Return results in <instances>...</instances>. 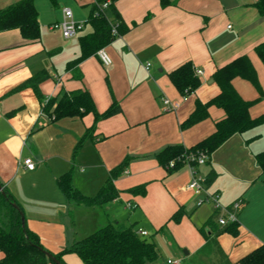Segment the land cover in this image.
Segmentation results:
<instances>
[{"label": "crops", "instance_id": "obj_1", "mask_svg": "<svg viewBox=\"0 0 264 264\" xmlns=\"http://www.w3.org/2000/svg\"><path fill=\"white\" fill-rule=\"evenodd\" d=\"M15 1L0 0V9ZM110 1L127 30L102 47L111 58L108 66L95 51L76 61L81 56L80 37L91 32L88 16L95 0H55L52 8L58 11H52L50 19L45 18L50 0H34L36 40L23 39L18 29L0 31V189L13 195L26 226L50 253L69 247L82 238L81 233H90L86 228L93 231L116 220L146 231L143 238L153 241L157 251L162 245L167 259L206 262L194 254L204 243L199 227L210 218L215 221L212 205H196V195L187 189L184 159L164 166L157 154L170 146L187 149L214 130V123L225 115L214 105L208 107L207 118L186 128L180 124L193 110L195 99L205 102L218 94L212 74L236 57L250 59L260 87L257 90L238 76L231 80L232 86L243 99L253 101L250 117L264 114V62L254 52L264 41V15L255 6L257 0H167L164 6L160 0ZM64 7L85 24L75 37L64 38L50 26L62 17ZM107 10L101 12L114 23ZM71 60L75 64L67 67ZM186 62L203 73L197 75L196 90L182 95L168 74ZM40 71L46 74L39 84L43 99L85 90L97 112L112 99L120 111L107 118L95 119L89 112L53 120L32 88L14 90ZM165 98L169 105L163 103ZM259 152H264V124L233 134L199 168L204 175L214 169L216 176L207 188L216 191L222 203L243 200L235 232L223 231L217 237L232 264H240L244 255L264 244V178L255 159ZM27 157L35 163L32 170L22 165ZM121 162V174L114 181L119 195L102 207L70 203L56 184L60 174L69 172L71 185L92 196ZM141 184L144 194L127 191ZM126 201L134 205L132 209L125 207ZM117 207L126 214L118 216ZM179 207L182 216L171 220ZM62 258L66 264H82L72 254Z\"/></svg>", "mask_w": 264, "mask_h": 264}, {"label": "trees", "instance_id": "obj_2", "mask_svg": "<svg viewBox=\"0 0 264 264\" xmlns=\"http://www.w3.org/2000/svg\"><path fill=\"white\" fill-rule=\"evenodd\" d=\"M104 0H95L88 16L91 32L80 37L81 56L97 51L106 45L113 37L111 28L116 24L118 34L127 30L119 12L110 1L109 10L113 16V22L106 19L98 10V5ZM54 5L55 0H50ZM161 5H166L167 0H160ZM255 6L261 15H264V0H257ZM18 29L25 40H36L39 37V22L34 0H18L0 9V31ZM258 58L264 62V41L254 47ZM75 64V60L67 62V67ZM241 77L250 82L257 90L259 83L256 71L246 56H239L225 65L217 68L212 79L217 84L219 92L208 101H194V108L186 120L180 124L181 128L189 127L196 122L209 116L208 107L214 105L224 111V117L214 123V130L195 143L184 149L180 145L170 146L157 154L160 164L167 166L170 160L176 163L181 159L198 150L207 153L206 163H209L211 153L221 146L229 137L235 133H244L252 128L264 124V114L250 117L249 106L253 101L243 99L232 86L234 77ZM169 80L177 91L184 95L193 93L199 85V79L191 63L186 62L168 74ZM46 78L44 71H40L18 84L14 90L25 87L33 89L35 95L41 99L42 110L53 120L60 118L81 117L86 113H92L94 118H107L120 111L118 103L112 99L109 106L102 112H97L89 93L85 90H75L61 93L56 97L43 99L39 90V84ZM84 137H81L74 150H76ZM255 159L264 178V152L255 154ZM121 162L109 171L108 176L92 196L82 194L74 188L70 182V173L64 172L56 178V184L64 198L75 205L102 207L119 195L114 181L121 174L123 168ZM205 163V164H206ZM178 165V163H177ZM216 174L213 168H209L205 174V183L209 185ZM132 194H144L145 185H137L127 189ZM3 219H0V251L3 256L0 264H57L43 251L38 235L30 230L25 223L21 206L14 199L8 189H0V211ZM183 214L179 207L172 213L170 219L178 221ZM72 219V211H69ZM213 218H210L199 232L204 243L194 254L207 258V264H232L217 242L218 235L223 231L235 232L234 224L219 226ZM50 253V252H49ZM72 254L82 264H160L158 262V251L150 239L139 236L130 225H123L119 221H108L104 225L91 231L80 239H76L69 247L58 253H51L57 259L58 264H66L62 258L63 254ZM194 264V258H191ZM240 264H264V244L258 246L244 255ZM199 264H202L201 262Z\"/></svg>", "mask_w": 264, "mask_h": 264}, {"label": "built area", "instance_id": "obj_3", "mask_svg": "<svg viewBox=\"0 0 264 264\" xmlns=\"http://www.w3.org/2000/svg\"><path fill=\"white\" fill-rule=\"evenodd\" d=\"M110 5V0H104L98 5V10L107 8ZM84 22L76 21L73 18L72 12L69 8H62V17L59 21L53 22L51 28L58 29L64 38H71L77 36L84 28ZM111 33L117 35L116 24L112 25ZM96 56L100 62L108 66L111 64V58L103 48L96 51ZM195 73L201 75L203 71L196 69ZM165 105H169L168 99H163ZM207 153L204 151H196L185 157V162L188 169V183L187 189L196 195V205L199 206L204 202H209L213 208V217L219 226H226L230 223L237 222V215L241 207L243 206V200L237 198L228 204H224L220 200V195L216 191H209L205 183V175L199 170L200 167L204 166L207 160ZM22 165L27 170L35 168V163L31 157L24 158ZM169 166H173V161L169 162ZM133 204L129 201L125 202L127 209H132ZM139 236L144 237L147 232L142 229L135 231ZM167 264H183L179 258L166 259Z\"/></svg>", "mask_w": 264, "mask_h": 264}, {"label": "rangeland", "instance_id": "obj_4", "mask_svg": "<svg viewBox=\"0 0 264 264\" xmlns=\"http://www.w3.org/2000/svg\"><path fill=\"white\" fill-rule=\"evenodd\" d=\"M64 4V3H63ZM48 7H51V10H50V8H48V13H47V15H46V19H50L51 18V14L52 13H54V12H52V11H58L57 9H54V8H52V3L50 2V4H48ZM74 11V10H73ZM107 11H109V10H107ZM55 12V13H56ZM72 12V11H71ZM58 20L57 21H59L60 19H61V17L60 18H57ZM53 22H55V21H53ZM53 22H51V23H53ZM2 209H1V211H0V219L2 220L3 219V215H2ZM115 212H117V214H118V216H121V215H124V214H126V211H124V210H122L120 207H117L116 209H115ZM99 222V221H98ZM92 226V225H91ZM98 226H101L100 224L98 225ZM91 227H89V228H86V230L87 231H89V232H91L92 230V228L90 229ZM86 231V232H87ZM87 234H89V233H83V235H82V233H81V237H84L85 235H87ZM160 251H158V262L160 263V264H167L166 263V259H167V257H168V255L166 254V252L164 251V249H163V247H162V245H161V248L159 249ZM178 252H179V254L180 255H182L183 256V254L182 253H184V250H178ZM182 260V259H181ZM202 264H207V261L206 262H202Z\"/></svg>", "mask_w": 264, "mask_h": 264}, {"label": "water", "instance_id": "obj_5", "mask_svg": "<svg viewBox=\"0 0 264 264\" xmlns=\"http://www.w3.org/2000/svg\"><path fill=\"white\" fill-rule=\"evenodd\" d=\"M43 251L45 252V254H46L49 258L52 259V261H54V262L57 263V264L59 263V262L57 261V259H55L54 257H52L51 253H49V252L46 251V250H43ZM184 253L187 254V251L184 250Z\"/></svg>", "mask_w": 264, "mask_h": 264}]
</instances>
